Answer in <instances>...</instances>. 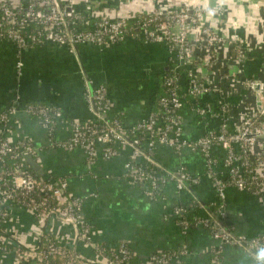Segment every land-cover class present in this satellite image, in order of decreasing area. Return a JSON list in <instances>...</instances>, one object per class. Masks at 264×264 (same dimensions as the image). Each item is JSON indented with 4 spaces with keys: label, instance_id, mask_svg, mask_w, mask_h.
I'll return each mask as SVG.
<instances>
[{
    "label": "crops",
    "instance_id": "obj_1",
    "mask_svg": "<svg viewBox=\"0 0 264 264\" xmlns=\"http://www.w3.org/2000/svg\"><path fill=\"white\" fill-rule=\"evenodd\" d=\"M13 1L23 7L29 2ZM127 1L123 7V2L113 0H74L72 10L90 17L100 13L114 18L120 13L132 16L161 8L174 9L183 2ZM194 3L221 7L223 12L208 15L205 23L223 35L236 33L240 38L244 52L240 66L235 63L231 49H219L215 69L230 77L222 84V95L238 109L241 102L247 103L250 98L239 85L230 86L235 79L231 74L238 71L240 81L264 80V0H194ZM195 35L192 32L190 38L194 39ZM203 67L199 66L201 70H209ZM172 70L182 69L162 44L126 39L117 45H81L69 51L52 44L19 50L12 42L0 41V112L8 109L14 112L6 130L9 140L15 142L23 137L36 148L34 157L22 158L23 165L39 178H65L66 196L82 199L81 212L91 225L93 244H103L110 251L127 247L137 264H147L153 254L181 249L186 254L180 264H213L211 253L219 249V242L205 228L191 227L213 216L217 202L197 152L175 153L156 147L151 157L161 170L174 173L183 165L200 177V183L196 186L185 183L182 190H177L168 182L159 197L149 199L143 187L131 186L123 178L129 148H120L110 160L98 157L87 163L80 150L52 147L39 121L24 112L26 104L31 102H46L58 110L61 118L55 123L52 138L62 142L68 138L72 122L95 120L83 93L85 89L92 91L104 85L111 100V114L126 129L150 113L156 92ZM216 75L210 78L215 79ZM208 99L205 97L202 101ZM190 107V103L185 105L181 113L184 136L194 139L204 132L207 123L208 126L214 123L208 120L205 125ZM217 171L226 178L220 166ZM191 199L197 204L189 205ZM225 207L226 221L233 234L247 238L264 235V198L228 188ZM177 208L181 209L179 219L175 215ZM8 210L7 221L0 224V264H23L16 258L15 249L38 247L41 234L59 237L69 252L85 262L105 264L100 254L77 240L72 224L48 216L38 229L26 210L14 206H9ZM182 220L190 226L188 230L179 225ZM220 260L221 264H262L244 249L230 245L221 248Z\"/></svg>",
    "mask_w": 264,
    "mask_h": 264
},
{
    "label": "built area",
    "instance_id": "obj_2",
    "mask_svg": "<svg viewBox=\"0 0 264 264\" xmlns=\"http://www.w3.org/2000/svg\"><path fill=\"white\" fill-rule=\"evenodd\" d=\"M73 1L29 0L23 7L13 0H0V40L14 43L19 50L52 44L72 51L81 45L103 47L120 44L126 39L162 44L184 70L186 88L181 90L179 70H172L163 81L166 95L158 99L157 110L126 129L116 118L104 119L112 110L106 86L98 85L92 91L85 89L83 98L95 122H72L70 134L62 142L52 138L55 123L61 118L58 110L26 105L24 112L39 121L52 147L80 150L87 163L98 157L110 160L120 148H129L123 178L131 186L143 187L149 199L160 196L162 187L168 182H172L177 190H182L185 183L195 186L200 183V177L191 174L183 165L174 173L161 170L151 157L156 147L175 153L197 152L202 159L203 174L210 181L217 202L214 203L213 216L191 227L205 228L219 242V249L211 253L213 264H221V248L229 245L242 248L257 259V250L264 248V235L247 238L233 234L226 221L225 196L226 190L233 188L255 198H264V80L240 81L237 71V74H231L235 76V82L230 86L239 85L250 100L241 102L238 109L232 102L224 100L222 84L227 83L230 77L226 72L220 74L215 70L218 51H234L237 66H240L244 52L236 33L223 35L205 23L208 15L223 12L221 7H207L195 4L194 0H183L174 9L161 8L153 13L132 16L120 13L111 18L106 14L90 17L86 13L75 12L72 10ZM192 32L196 33L194 39L190 38ZM199 66L209 70H201ZM215 74V79L210 78ZM256 86L258 89L255 91ZM257 96L263 104L261 111L256 108ZM205 97L210 98L206 103L202 101ZM188 102L190 110L202 123L206 125L208 120L214 123L212 126L207 123L204 132L194 139L184 136L181 111L189 105ZM13 114L12 109L0 112V224L7 221L9 206L26 210L38 229L43 227L48 216H54L72 224L77 240L100 254L105 264H129L132 255L126 248L108 250L110 254L107 255L104 249H97L93 244L91 225L81 212L82 199L66 196L65 178L34 177L22 161L14 162L12 168L7 169L5 159L8 156L34 157L36 151L26 138H17L15 142L9 140L6 130ZM142 139L146 143L144 151L140 150ZM218 152L222 159L217 156ZM218 166L224 170L226 178L219 175ZM179 213L181 209L177 208L175 215ZM179 225L183 230L190 228L183 220ZM41 238H48L45 247L40 248L39 245L27 249L19 246L14 251L16 258L23 264H54L50 258L53 255L64 258L65 264H75L67 256V249L59 237L41 234ZM185 254L183 249L153 254L147 264H180ZM257 261L264 264V261Z\"/></svg>",
    "mask_w": 264,
    "mask_h": 264
},
{
    "label": "trees",
    "instance_id": "obj_3",
    "mask_svg": "<svg viewBox=\"0 0 264 264\" xmlns=\"http://www.w3.org/2000/svg\"><path fill=\"white\" fill-rule=\"evenodd\" d=\"M1 41V40H0ZM231 55H232V57L234 56V51H231ZM196 62H198V61H196ZM193 66H195L196 64H192ZM184 70H179V71H177V73H178V75H180L181 76V90H184L185 88H186V82H185V78H184ZM168 76V75H167ZM167 76H165V77H167ZM165 77H164V79H165ZM164 79H163V81H164ZM163 81H162V85L160 86V88H159V90L156 92V94H155V96H154V100H153V102H152V110L150 111V112H152V111H155V110H157V101H158V99L159 98H161V97H163V96H165L166 95V91H165V87L163 86ZM190 99H187V101H189ZM204 103H206V102H208V101H203ZM189 103V102H188ZM26 105H37V106H43V107H51L48 103H46V102H31V103H28V104H26ZM51 108H53V107H51ZM35 118V117H34ZM104 119H106V120H112V119H115L114 117H113V115L111 114V112L110 113H107V115L104 117ZM91 122H95V120H93V121H91ZM86 123V122H85ZM145 142H144V139H142L141 140V143H140V150L141 151H144L145 150ZM216 154V153H215ZM218 154V156L222 159V157H221V153L220 152H218L217 153ZM86 159V158H85ZM21 162L22 161V159L21 158H14L13 156H8L6 159H5V162H6V167H7V169H11L12 168V165H13V163L14 162ZM28 172H30V174L31 175H33L34 177H38L34 172H32L30 169H28ZM163 175L165 176V174L163 173ZM163 188V187H162ZM144 190V189H143ZM161 191H162V189H161ZM145 192V191H144ZM162 194V193H161ZM156 197H159V196H156ZM197 204V203H195V201H194V199H191V201H190V203H189V205L190 204ZM180 216L181 215H177V218L179 219L180 218ZM227 225H228V223H227ZM208 231V230H207ZM48 238H50V236H48ZM47 238V239H48ZM47 239H45V238H41V241H40V248H43V247H45L46 246V244H47ZM97 249H100V248H102V249H104L105 251V254H107V255H109L110 254V251H108V248L105 246V245H103V244H98L97 245ZM124 248H126L127 250H128V248L127 247H124ZM129 251V250H128ZM66 252H67V256L69 257V258H71V259H73V261L75 262V264H85L83 261H81V260H79V259H76V257H75V255H73L71 252H69L68 250H66ZM172 253V252H171ZM50 258H51V260L53 261V263L54 264H65L64 262H65V259L64 258H61L60 256H50ZM129 264H137L136 263V261H135V258L133 257V256H131V258H130V260H129ZM139 264V263H138Z\"/></svg>",
    "mask_w": 264,
    "mask_h": 264
},
{
    "label": "water",
    "instance_id": "obj_4",
    "mask_svg": "<svg viewBox=\"0 0 264 264\" xmlns=\"http://www.w3.org/2000/svg\"><path fill=\"white\" fill-rule=\"evenodd\" d=\"M115 2H118V3H122L123 2V7H125V5L128 4V1L127 0H113ZM258 89V87H254V90L256 91ZM255 104H256V108L258 111H261L263 109V104L260 100V98L257 96L256 99H255Z\"/></svg>",
    "mask_w": 264,
    "mask_h": 264
},
{
    "label": "clouds",
    "instance_id": "obj_5",
    "mask_svg": "<svg viewBox=\"0 0 264 264\" xmlns=\"http://www.w3.org/2000/svg\"><path fill=\"white\" fill-rule=\"evenodd\" d=\"M257 259L260 261H264V248H260L256 253Z\"/></svg>",
    "mask_w": 264,
    "mask_h": 264
}]
</instances>
